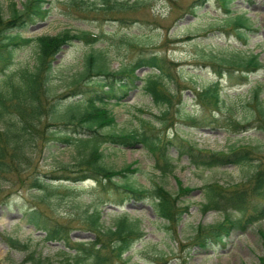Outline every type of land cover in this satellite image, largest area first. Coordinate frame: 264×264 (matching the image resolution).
I'll return each mask as SVG.
<instances>
[{
  "label": "rangeland",
  "instance_id": "374dc122",
  "mask_svg": "<svg viewBox=\"0 0 264 264\" xmlns=\"http://www.w3.org/2000/svg\"><path fill=\"white\" fill-rule=\"evenodd\" d=\"M1 1L6 6L8 2L21 0ZM48 1L49 15L24 29L26 37L55 35L64 30L100 35L97 43L75 40L66 44L56 56L51 84L53 96L62 102L60 110H67L69 98L64 95L69 83L94 49L104 53L108 66L114 70L152 52L174 61L172 69L176 81L169 83L176 92L172 105H155L144 92L142 79L136 81L137 86L120 103L110 101L105 105L116 117V124L106 131L140 129L142 119H150L162 141H172L168 150L175 166L173 171L160 170L155 156L142 145L105 144L104 162L116 169L128 164L138 168L129 173L127 179H119L129 180L137 187L162 184L177 193L180 180L184 186L192 187V191L180 197L182 204L188 205V212L177 224H170L158 217L151 199L127 198L120 203V195L112 190L108 194L101 192L93 180L55 181L48 189L38 190L29 184L32 177L40 175L49 181L47 176L54 174L60 165L73 163L80 155V147L43 138L20 177L10 174L0 178V261L37 264L41 258L56 262L62 259L60 249L72 251L63 241L47 240L44 230L29 223L26 213L31 210L38 208L49 218L52 216L69 227L73 241H87L94 238V232L81 225V217L100 206L106 225L114 223L120 214L129 213L142 220L146 232L119 264H259L263 248L258 231L264 230V219L245 232L233 233L224 246L202 250L194 243V235L199 224H214L225 213L217 209L203 211L202 203L209 190L205 185L218 182L228 188L236 184L242 186L257 169L258 162L264 167V130L252 103L256 88H260L261 98H264V0H227L226 3L221 0H139L142 5L136 11L125 13L126 19H112V14L93 10L102 0H85L79 8L72 6V0ZM244 15L249 16V20ZM236 20L245 25L252 23L253 27H237L233 25ZM252 54H258L263 67L252 72L247 80L238 79L239 70L230 75L223 69V75H219L216 66L221 60L246 58ZM35 57L34 43L19 47L12 68L27 66ZM149 72V68L143 67L137 70V75L143 78ZM215 83L220 94L218 105L203 104L198 90ZM167 109L163 120L161 117ZM191 118H197L198 123ZM184 141L195 148L213 150L244 146L252 150L256 160L213 168L195 165L187 155L180 153L179 146ZM233 213L239 215L235 210ZM9 238L19 244L11 246Z\"/></svg>",
  "mask_w": 264,
  "mask_h": 264
},
{
  "label": "trees",
  "instance_id": "16d2710c",
  "mask_svg": "<svg viewBox=\"0 0 264 264\" xmlns=\"http://www.w3.org/2000/svg\"><path fill=\"white\" fill-rule=\"evenodd\" d=\"M49 3L48 0H21L19 3L8 2L4 6L0 0V178L10 174L20 177L27 170L32 154L43 138L49 142L58 140L80 147L78 159L73 163L60 165L54 174L47 176L49 181L35 175L30 179L31 187L46 190L55 181L80 182L91 179L101 192L108 194L112 190L120 195V203L127 198L151 199L158 217L170 224H177L188 212V205L184 206L180 197L188 195L192 187L184 186L178 180V192L173 193L162 184L147 188L137 187L129 180L119 181L120 178L127 179L128 174L138 168L131 164L120 169L107 165L103 149L105 144L123 147L142 145L155 156L160 170L165 173L173 171L175 166L168 150L172 141H162L150 119H142L140 129L106 131V128L116 124V117L105 105L110 101L120 103L140 79L143 81L144 92L155 105H172L176 92L169 83L176 81V74L172 69L174 61L158 52H152L139 56L131 65L114 70L108 66L104 53L94 49L85 57L83 68L69 83L68 92L64 95L69 98L67 110H60L62 102L53 96L51 84L57 54L66 44L75 40L97 43L100 35L91 31L74 33L64 30L55 35L26 37L24 29L49 15ZM84 3L85 0L71 1L72 6L78 8ZM141 5L142 1L139 0H102L100 6L93 10L112 14V19H126L125 13L136 11ZM192 8L191 5L190 9ZM245 18L249 20L250 17ZM233 25L252 28V23L245 25L237 20ZM31 43L36 46L33 63L13 69L17 48ZM141 67H148L151 72L140 78L137 70ZM216 67L220 76L224 73L223 69L230 75L239 70L238 79L247 80L252 72L263 67V63L258 54H252L246 58L223 59ZM261 94L260 88L254 89L252 103L264 130V98H261ZM197 95L203 104L217 106L220 100L218 83L198 90ZM73 108H77L75 112H72ZM167 114L168 109L163 112L161 119H166ZM190 120L194 123L199 121L197 118ZM234 123L240 125L239 122ZM179 150L195 165L211 168L242 165L256 160L252 156V150L244 146L213 150L195 148L184 141ZM205 187H209V190L202 203L203 211L217 209L224 210L225 213L214 224L197 226L194 243L202 250L215 245L224 246L233 233L245 232L251 225L264 219V167L261 162H258L257 169L242 186L236 184L233 188H228L213 182ZM234 210L239 213L238 216L233 213ZM85 213L81 217V225L94 232V238L87 241H73L69 227L52 216L49 218L38 208L26 213L27 221L36 229L44 230L47 240L63 241L66 247L72 248V251L60 249L62 259L56 262L39 258L37 264H119V260L124 261L123 255L146 235L142 220L129 213L120 214L109 225L105 224L100 206ZM258 233L263 248L259 264H264V230L259 229ZM9 242L13 247L19 244L12 238H9ZM114 258L117 260L114 261ZM0 264L3 263L0 261Z\"/></svg>",
  "mask_w": 264,
  "mask_h": 264
}]
</instances>
